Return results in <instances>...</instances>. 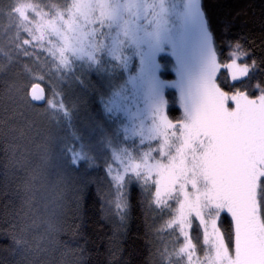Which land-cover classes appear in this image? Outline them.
Here are the masks:
<instances>
[{"label":"snow or ice","instance_id":"obj_1","mask_svg":"<svg viewBox=\"0 0 264 264\" xmlns=\"http://www.w3.org/2000/svg\"><path fill=\"white\" fill-rule=\"evenodd\" d=\"M16 12L36 26L33 40L59 41L63 66L90 44L97 55L106 50L125 71L133 72L129 82L134 89L146 86L145 101L153 118L150 135L160 143L155 155L146 154L125 172L152 187V203L157 207L175 201L169 227L179 226L184 236L180 252L188 256L189 264H203L200 258L193 259L195 245L188 232L193 218L211 248L207 264H264V211L257 198L264 181V83L258 79L247 86L253 69L264 72V68L248 52L233 53L227 63L216 59L201 0H174L171 8L165 0L143 7L138 0L131 5L128 0L124 5L117 0H68L66 7L54 12L23 0ZM169 17L174 31L167 27ZM121 36L136 45L138 63L124 54ZM197 49L202 61L193 84L187 77ZM87 55L98 62L92 53ZM221 74L231 87L220 81ZM177 89L180 107H169L166 97ZM28 91L34 104L50 103L42 84H33ZM124 99L117 94L109 105L120 110ZM181 110L183 117L174 119ZM113 181L118 188L116 207L123 212L124 175H114ZM206 208L214 210L211 219L205 217ZM222 216L231 217V239L220 228Z\"/></svg>","mask_w":264,"mask_h":264},{"label":"trees","instance_id":"obj_2","mask_svg":"<svg viewBox=\"0 0 264 264\" xmlns=\"http://www.w3.org/2000/svg\"><path fill=\"white\" fill-rule=\"evenodd\" d=\"M145 1L138 0L139 4ZM33 2L47 10L52 6L61 8L68 0ZM201 3L216 58L226 62L233 59V53L248 52L256 57L258 67L264 68V0H201ZM17 4L0 0V63L1 59L6 60L0 67V264H189L180 256L181 246L176 243L179 236L166 231L174 214V200H171L173 204L157 207L150 202L151 187L139 186L137 180H131L126 185L127 208L120 212L116 207L115 193L98 159L102 152L109 154L115 144L113 132L118 133V130L109 115L113 112L112 107L101 105L105 117L97 119L94 101L99 94L110 91L107 83L114 79L101 75L97 68L86 70L82 66L83 58H76L77 62L70 59L69 65L63 66L61 57L55 54L60 56L54 48L55 38L52 43L48 39L41 40L38 47L25 52L31 63L25 65V70H20L23 60L19 55L22 53H14L16 56L9 58L2 53L3 49L8 50L9 44L16 46L20 41L11 35L16 31L5 16L12 13ZM50 63L58 66L62 74L55 77L48 68ZM197 63L194 58L195 71L200 68ZM33 67L55 81L57 100L49 107L26 100V91L21 90L24 81L32 76ZM12 78L24 81L14 86ZM219 79L226 87L232 86L225 75H220ZM258 79L264 83V72L253 69L247 86H252ZM80 84L86 88L84 91L77 89ZM145 92V87L134 89L131 85L127 101L122 103L120 110L114 111L116 118L122 121L123 115H129L131 124L137 126L140 119L138 121L131 114L145 105ZM172 99H168V106L178 107L176 97ZM79 100L84 122L75 118L70 108L71 102ZM19 103L31 104L43 116L41 140L33 137L39 134H32L26 115L16 107ZM62 110H67V117ZM142 124L149 130L153 125ZM119 128L122 129L120 124ZM88 131L89 136L86 135ZM136 132L141 133L140 128ZM43 137L47 138L46 143ZM53 138H59V141L51 142ZM77 143L82 157L95 167L84 163L78 168L69 163L65 156L67 152L82 162L71 150ZM159 143V140H150L145 145L158 151ZM66 147L70 148L67 150ZM56 153L59 161L53 159ZM261 186L264 190V181ZM260 196L257 198L264 211V195ZM41 201L43 207H40ZM213 213V209L206 208L204 214L211 219ZM220 228L225 238L231 239V217L222 216ZM197 229H200L198 222H192L188 229L195 245L193 259L200 258L207 264L211 248L204 243ZM36 246L42 247L34 253Z\"/></svg>","mask_w":264,"mask_h":264},{"label":"rangeland","instance_id":"obj_3","mask_svg":"<svg viewBox=\"0 0 264 264\" xmlns=\"http://www.w3.org/2000/svg\"><path fill=\"white\" fill-rule=\"evenodd\" d=\"M11 1L13 3H18V4L23 2V0H11ZM117 2L120 5L125 4V0H117ZM131 2H132V0H128L129 5L131 4ZM153 2H154V0L153 1L152 0H146L144 3H140V4H141V7H143L145 4H152ZM173 2H174V0H165V6L168 8H171ZM17 5H15V6L17 7ZM66 6H67V4L65 6L64 5L61 6V8H64ZM56 8H60V7H56ZM47 10L48 11L51 10L50 12H54L55 6H52V9L50 8ZM149 14H151V9H149ZM5 16H6V19L8 18L7 21L9 22V24L16 31L15 33L13 32V34H11V35H14L16 38H20V41H18L16 43L17 44L16 46L9 44L8 50L3 49L2 53L7 58H9L10 56L11 57L16 56L14 53H22L21 55H19L23 60L22 61L23 65L20 66V70H25L26 66L31 64L28 62V59H26L25 52L27 50H29V48H31V47H34V48L38 47L40 45L41 39H39V38H37L35 40L32 39L33 36L38 35L37 31H36V26L34 24L30 23L29 21L21 20L19 15L16 12V9L12 13L10 12L9 14H7ZM125 19H128V15L125 16ZM167 27L170 31L175 30V23L173 22L171 17H169V23H168ZM29 33H31V35ZM25 40H28L29 42L25 43ZM121 40L123 41L122 48H123L124 54L130 56L134 62L138 63L139 60H138V57L136 55V53H137L136 45L127 36H121ZM9 41L12 42V40H9ZM98 41H99V37H97V42ZM59 47H60V43L57 40V42L54 43V48H55V50L57 49L58 52H59ZM140 47H141V49H143L146 47V45L142 44ZM211 48L215 52V56H216V51H215L216 48L214 46L212 38H211ZM128 50H130V51H128ZM161 51H164L163 46L161 48ZM87 53H92L93 57L98 62L94 64L93 61L89 59V56L87 55ZM55 54H56V57H58V58L60 57L59 54H57V53H55ZM169 55H170V53H169ZM76 58L77 59L83 58L85 60V62L83 63L82 66L86 70L90 69V68L91 69L97 68L98 72L101 75H103V76L108 75L109 78H112L115 81V82L112 81V83L109 81V83H107V87L109 88L110 91H107L106 93H101V94H99L98 97H96L94 99L95 103L97 104V110H96L95 115H96L97 119H100V116H104L103 114L105 113L104 110H102V112H101V108H102L101 105L103 106V105L109 104V100L116 97L117 94H119V96H121V97H126L127 95H129L130 88L132 85L129 82V78L133 75V72L130 70L125 71V68L123 67L122 63L118 62L114 58L108 56L106 50L104 53L97 55L93 51V49L91 48L90 44H86L84 46V51L82 53H77V55H75V56H70V59L76 60V62H77L78 60ZM195 58H196V60H198L197 65H199V67H200L201 61H202V53H201L200 49H197ZM216 59L220 63H227V62L231 61L230 60V61L222 62L219 58H216ZM2 63L6 64V60L4 61L1 59L0 67L3 66ZM193 67H195L194 60L192 61V63L189 66V75H188L187 79L189 81H191L193 84H195L196 80L198 79L197 77H195V75L198 76L199 70L195 71ZM48 68H50L52 70V74H54L55 77L57 74H59V75L62 74L61 69L59 70V67L56 65H53L52 63L49 64ZM1 70H2V68H1ZM36 70H37V68L33 67V71L31 72L32 76L29 75L28 80H26V81H24V80L14 81V78H12V83L14 86H17L24 81V83L21 85V90H23V92L26 91L25 92V97H27L26 100H29L30 102H32V101H31L30 96H29V91H28L29 88L33 84H42L44 89H46V91H47L46 92L47 93L46 98L48 101H50V103H45L43 105L45 107H49V106H51L50 105L51 103H55V101L57 100L55 92H54L55 91V88H54L55 81L53 80V77L48 76V74H45L44 71L42 72V71H39V70L36 71ZM118 75L121 76L120 80L118 79ZM100 78L101 77H98V80L101 82ZM127 86H129V87H127ZM78 88L81 91H84L86 89L83 86V84L78 85L77 89ZM145 88H146V86H145ZM168 97H166L167 102H168V99L170 101H173L172 98L176 97V101L179 105L178 107H180L181 101H180L179 89L176 90L175 95L168 96ZM129 98H132V96ZM144 99H145V97L143 98V100ZM126 101L127 100L124 99L123 103ZM16 107L18 108V111L20 113H22L24 116L26 115L28 122H29L28 124L30 125V127L32 129V134H34V133L39 134V135H33V137L36 138L37 140H41L42 139V137L40 136V134L42 133L41 128L44 125L43 116L38 114L36 112L37 110L35 109V107L32 106L31 104L25 105L23 103H19L18 105H16ZM12 108H14L13 104H12ZM70 108H71L72 114L75 118L83 120L82 103L80 100L78 102H76V101H74L73 103L71 102ZM66 111L64 112V110H62L61 113H63L67 117L68 115H67ZM112 111L113 112H111L109 115H110L111 120L113 121L115 127H117V130H118V133L116 130L113 132V137H115V139H114L115 144L111 147L109 154L102 152L100 155L101 159L99 158L98 161H99L100 165L105 168V170H104L105 176H106L107 180L110 181V185H111L110 187L114 191L116 199H117L118 188L114 184L113 176L116 174H123L124 175V193H125V198L127 200L128 192L126 189V187H127L126 185L128 183H130L131 180H137L139 186L141 185V186L151 187L150 185H147V184L142 185L139 178H137L135 175H133L130 171L125 172V169L128 168L132 162H142L145 155L148 153H153V155L156 154V153H154V150H151V147L145 145L147 142H149L150 140H153V139L151 138L150 130L142 124L144 122L153 123V118L151 116L150 109L147 107L146 102H145V105L140 109V111H136L135 113L131 114L132 116L137 117L138 121L140 119V122L137 123V126H135L134 124H131L130 120H132V119L129 115H123L125 119L121 121L118 119V117L116 118V113L114 112V111H116L115 107H112ZM183 115H184V113L181 110V111L175 113L173 118L174 119H180L183 117ZM83 122H84V120H83ZM116 124L118 126H116ZM119 124L122 126L121 130L119 128ZM137 128H140L141 133L136 132ZM57 134H58V132H57ZM86 135L89 136V135H91V133H89V131H88L86 133ZM101 135H103L105 137V134L103 132L101 133ZM43 139H44V143H46L47 138L43 137ZM170 139L172 140L173 144L177 143V140L175 138L170 137ZM53 140L59 141V138H53L51 140V142ZM108 141H109V139H107V142ZM43 147L47 148V146H43ZM74 147L75 148L74 149L71 148V150L73 151V153L75 154L76 157L79 156V158H78L79 160L82 159V162H80V163L78 161H76L74 158H72L70 156L69 152H67V155H65L64 152L62 151V153L67 157V159H69V163L71 165H75L76 167L79 168V166H82V164H84V163L92 164L89 160H86L84 157H82L83 152L81 151V147H80L79 143H77L76 146H74ZM66 148L68 150L70 147H66ZM107 148H108V146H107ZM53 159L55 161H59V156L57 155V153H56V155H54ZM149 159H151V157H149ZM92 166H94V164H92ZM66 169L69 170V168H66ZM262 182L260 183V186L257 189V197L260 196L261 194L264 195V190L262 188L263 186H261ZM152 191H153V189L151 187V193H152ZM111 192L112 191H110V193ZM112 195H113V193H112ZM150 197H151L150 202H152V194ZM260 198H261V196H260ZM42 202L43 201H41L40 203H42ZM126 204H127V202H126ZM168 204H173V203L171 201H169ZM38 205H36V206H38ZM40 207H43V203L40 205ZM204 213H205V211H204ZM173 217H174V214H173ZM173 217H172V219H173ZM171 221L172 220H170V223H171ZM193 222H198V224L200 225L199 221L196 220L195 218H193ZM200 229H201V231H200ZM200 229H197V230L200 233V235L202 236L203 241H204L203 229L201 228V226H200ZM166 231L168 233H170V232L176 233V235L179 236L176 238V241H177L176 243H179V245L181 247L183 246L184 236L182 235L181 231L179 230L178 225L172 224L171 227H169V228L166 227ZM41 247L42 246H36L34 248V253H37ZM180 256L183 257V262L186 260L189 262L187 255L182 254L180 252Z\"/></svg>","mask_w":264,"mask_h":264},{"label":"water","instance_id":"obj_4","mask_svg":"<svg viewBox=\"0 0 264 264\" xmlns=\"http://www.w3.org/2000/svg\"><path fill=\"white\" fill-rule=\"evenodd\" d=\"M45 90V89H44ZM45 93H46V91H45ZM47 97V96H46Z\"/></svg>","mask_w":264,"mask_h":264}]
</instances>
